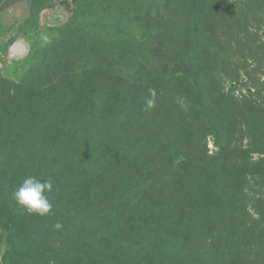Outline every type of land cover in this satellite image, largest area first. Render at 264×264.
<instances>
[{"label":"rangeland","instance_id":"374dc122","mask_svg":"<svg viewBox=\"0 0 264 264\" xmlns=\"http://www.w3.org/2000/svg\"><path fill=\"white\" fill-rule=\"evenodd\" d=\"M0 264H264V0H0Z\"/></svg>","mask_w":264,"mask_h":264},{"label":"clouds","instance_id":"9594fccd","mask_svg":"<svg viewBox=\"0 0 264 264\" xmlns=\"http://www.w3.org/2000/svg\"><path fill=\"white\" fill-rule=\"evenodd\" d=\"M152 98L146 100L147 108L151 109L155 105V91H151ZM52 180H42L35 176H27L20 186L14 191L13 197L16 203L25 209L29 214L47 216L52 212V203L48 194L52 192ZM62 223L57 222L54 228L59 230Z\"/></svg>","mask_w":264,"mask_h":264},{"label":"trees","instance_id":"16d2710c","mask_svg":"<svg viewBox=\"0 0 264 264\" xmlns=\"http://www.w3.org/2000/svg\"><path fill=\"white\" fill-rule=\"evenodd\" d=\"M167 76H169V75H167Z\"/></svg>","mask_w":264,"mask_h":264}]
</instances>
